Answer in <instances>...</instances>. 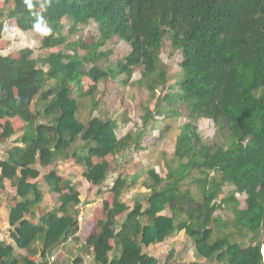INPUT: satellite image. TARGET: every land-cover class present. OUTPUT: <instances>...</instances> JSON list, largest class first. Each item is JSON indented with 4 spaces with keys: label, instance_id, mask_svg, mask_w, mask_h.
<instances>
[{
    "label": "trees",
    "instance_id": "obj_1",
    "mask_svg": "<svg viewBox=\"0 0 264 264\" xmlns=\"http://www.w3.org/2000/svg\"><path fill=\"white\" fill-rule=\"evenodd\" d=\"M10 1L8 11L0 8V39L11 23L4 21L13 19L22 32L48 27L40 47L58 50L45 56V68L29 47L19 49L17 56L0 52V136L12 135L11 121L18 118L23 144L6 151L0 160V189L5 179L16 188L8 222L14 227L15 245L28 253L19 257L13 246L0 245V264H47L48 253L79 230L80 193L56 168L42 176L49 191L57 193L58 204L46 212L55 215L56 222L40 228L25 217L43 197L37 182L40 172L34 167L41 150L51 149L55 160L83 167V178L100 186L110 169L107 156L142 148L144 138L152 133L147 107L141 128L120 137L117 130L128 122L126 118L97 117L91 132L88 125L76 132L81 129L77 117L82 103L90 102L92 114L99 105L94 94L110 78L107 70L87 65L79 54L81 39L71 37L78 24L90 20L106 25L100 45L113 36L129 42L128 23L144 30L156 20L165 22L172 50L180 54L178 82L170 86L173 92L167 96L177 104L200 105L199 116L213 121L216 139L200 155L194 137L180 133L175 161H167L164 175L155 168L147 170L149 191L131 206L136 217L134 240L124 248L113 247L110 239L117 234V216L129 210L122 200L123 190L136 179L127 182L121 175L115 177L109 189L112 199L102 201L103 218L96 220L86 246L96 244L101 255L111 252L106 264H160L144 248L183 231L194 243L196 257L208 264H264L260 239L264 234V0H30L31 8L25 0ZM66 16L73 18L68 34L60 31ZM136 59L126 56L128 64ZM162 112L177 114L168 106L154 110ZM42 117L48 120L41 121ZM78 137L83 141L75 145ZM226 185L231 189L221 198ZM238 194H244L243 206ZM219 211H231L233 216L226 218ZM213 222L219 225L216 232ZM229 227L238 235L251 233L248 244L235 240ZM34 255L41 261L30 258Z\"/></svg>",
    "mask_w": 264,
    "mask_h": 264
},
{
    "label": "rangeland",
    "instance_id": "obj_2",
    "mask_svg": "<svg viewBox=\"0 0 264 264\" xmlns=\"http://www.w3.org/2000/svg\"><path fill=\"white\" fill-rule=\"evenodd\" d=\"M11 5L10 0H0V8L4 11H8ZM7 21L11 23L8 30H2L0 52L17 56L19 49L29 47L33 50V57L38 59L39 65L45 68V56L58 50V48L40 47L42 32L47 31L48 27L43 26L28 32H22L16 27L15 20L8 19L4 23ZM61 22L62 28L60 31L68 34L67 31L73 23V18L66 16L62 18ZM127 26L129 42L113 36L105 40L102 45L97 44L103 38L106 25H99L93 20L85 25L78 24L76 26L77 33L71 36L73 39H81L83 44L79 54L87 59L88 66L94 63L110 72L109 80L101 82L94 94L99 103L95 111L91 114L88 100H84L82 103L77 117L81 129L79 128L76 132L80 133L85 125L89 126V132H91V129L98 122V119H94L97 117L126 118L128 122L122 124L117 130V135L120 137L130 129L141 128L143 108L147 107L152 113V118H149L148 124L150 125L148 128H153L150 129L152 133L144 138L142 148L126 150L116 156H107L106 159L110 163V169L100 186H93L85 182L81 175L83 167H75L76 165L73 166L71 162L64 164L66 161L58 160L52 167L61 172L64 177H74L76 179L74 185L79 193H82V197L80 196L81 203L77 205L78 211L76 214L80 232L88 221H94L95 224L96 220L103 218L102 201H111L112 194L109 189L115 177L121 175L127 182L136 179L131 187H126L123 190L122 200L128 204L129 210L117 216V234L114 240L110 239L112 246L123 245L125 247L132 244L134 240L132 223L136 217L130 212L131 206L136 199H142L149 191L148 185L151 180L146 173L147 170L155 168L158 173L164 175L167 161H175L173 157L175 140L180 133H186L194 137L195 150L200 155L206 154L209 151V146L216 139V128L213 121L199 116L203 110L200 105L191 104L192 102L188 106L186 102L177 104L176 101L170 100L167 96V92L169 94L173 92L170 86L178 82L180 54L172 50L166 34V23L156 20L144 30L136 29L130 23ZM156 37L158 41H156ZM157 42L160 43L159 46H157ZM104 52H109V54L104 55ZM130 54L137 56L132 64H128L126 60V56ZM143 77H145V81H141ZM125 79L127 80L126 83L123 82ZM87 85L89 83L86 80L83 81V87L86 88ZM177 89L179 90L178 86ZM157 106H168L170 109H176L177 114L166 115L165 112L156 114L154 110ZM147 132H149V129ZM80 138L76 139L75 145L82 143L83 140ZM98 189L100 192H97ZM230 189V186L226 185L220 197H227ZM243 198L244 194H238L242 206ZM57 204V196H50L44 203L40 204V207L35 208L37 215H42ZM219 212L226 218L233 216L231 211ZM79 217H81L80 221L78 220ZM211 227L216 232L219 225L213 222ZM228 230H231L235 240L248 244V237L251 236V233L246 232V234L238 235L233 228L229 227ZM88 235L84 236L81 233H76L74 235L76 238L71 237V241L74 243L71 246H75L70 247L72 249V255L70 256L80 255L83 259L82 263L93 264L92 255L96 248L86 246L85 240ZM260 239L264 241L263 233L260 234ZM262 248L264 263V245H262ZM146 250L155 253L160 264H164L165 260H168L169 264H208L202 257H196L194 243L183 231L174 233L164 242L155 247L146 248ZM97 251L100 250L97 248ZM108 254L105 255L108 256ZM101 257L103 259L102 255ZM55 258L58 259L56 256Z\"/></svg>",
    "mask_w": 264,
    "mask_h": 264
},
{
    "label": "crops",
    "instance_id": "obj_3",
    "mask_svg": "<svg viewBox=\"0 0 264 264\" xmlns=\"http://www.w3.org/2000/svg\"><path fill=\"white\" fill-rule=\"evenodd\" d=\"M40 120L45 122L48 120V117H42V118H40ZM11 123H12V127L14 129L13 134L8 136V137H1L0 136V160H3L6 157V151H8L10 149L21 148L23 146V144L20 142V135L22 132L21 131L22 122L18 118H13ZM0 135H1V129H0ZM49 150H51V149L41 150L40 153L38 154L37 161L34 164V167L40 172V176L37 178V182H38L39 188L43 194L41 204L44 203L50 196H52V195L57 196V193L49 191V188H48L47 184L44 182L43 177H42L50 169H52L53 165L58 161V160H55V158L51 155ZM68 162H70V161H66L64 164H67ZM61 166H59V168H61ZM73 166H74V164H73ZM75 167H80V166L76 165ZM58 173L60 175H62V177H64V175L61 172L58 171ZM64 178H69V177H64ZM70 178L72 179V184L74 185L76 182V179L74 177H70ZM84 181L89 184V182L87 180H84ZM15 195H16V188L10 184L9 180L5 179L4 180V188L0 189V245H2V246H6V245L13 246L14 250H15V254L19 257H22V256H26L28 253L25 249L18 248L15 245V242L11 236V232L14 230V227L11 226L8 222L9 208H10V205L12 204L11 199ZM80 196L82 197V193H80ZM80 203H81V198H80ZM80 203H79V205H80ZM40 206L41 205H39V207ZM25 217L28 219H32L40 228H47L50 225H52L53 223H55L57 220V217L55 215L46 214V212L43 213L42 215H37V211L35 209L32 210L30 213L26 214ZM93 227H94V221H92V222L88 221L85 224L84 229L83 230L81 229V232L79 230L77 232V234L81 233V235H84V236H86L88 234L91 235L92 233H94V231H93L94 229H92ZM70 237L71 236H69L66 240L61 242V244L56 249L52 250L55 252V256L58 257V259L55 258V260L53 262H49L48 256L51 252L48 253V255L45 257V262L47 264H77V262H80L81 264H89V263H82L83 259L80 255H76L74 257L70 256V255H72L71 254L72 249L70 247L75 246V245L71 246L74 243H73V241H71L72 239ZM72 237H75V236L73 235ZM123 238H124V236H123ZM159 244L160 243L149 245L146 248L148 249L150 247H155L156 245H159ZM77 246H79V245H77ZM114 246H116V245H114ZM117 246H120L123 248L125 247L123 245H117ZM93 247L96 248L94 254L92 255L93 264H96L94 262L95 257L97 258V260L101 264H106L109 261V259L111 258L112 253L108 252V253H110V254L107 253L108 256H106L107 254L106 255L103 254L102 255L103 259H102V257H100L102 254L101 251H97V248H99V247H97L96 244L93 245ZM67 248H70V249H67ZM146 248H144V250L146 252H148L146 250ZM99 252H100V254H99ZM64 253H66V254H64ZM148 254L157 257V255L155 253L148 252ZM30 258L36 259V261H39V262L41 261L38 255L31 256Z\"/></svg>",
    "mask_w": 264,
    "mask_h": 264
},
{
    "label": "built area",
    "instance_id": "obj_4",
    "mask_svg": "<svg viewBox=\"0 0 264 264\" xmlns=\"http://www.w3.org/2000/svg\"><path fill=\"white\" fill-rule=\"evenodd\" d=\"M78 220L80 221V220H81V217H79ZM71 237H72V236H71ZM71 237H70V238H71ZM48 259H49V262H53V261L55 260V253H54V252H51V253L49 254Z\"/></svg>",
    "mask_w": 264,
    "mask_h": 264
},
{
    "label": "clouds",
    "instance_id": "obj_5",
    "mask_svg": "<svg viewBox=\"0 0 264 264\" xmlns=\"http://www.w3.org/2000/svg\"><path fill=\"white\" fill-rule=\"evenodd\" d=\"M25 2L28 4V7L31 8V3H30V0H25Z\"/></svg>",
    "mask_w": 264,
    "mask_h": 264
}]
</instances>
